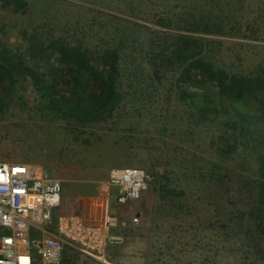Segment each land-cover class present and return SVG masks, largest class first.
<instances>
[{
  "label": "rangeland",
  "instance_id": "obj_1",
  "mask_svg": "<svg viewBox=\"0 0 264 264\" xmlns=\"http://www.w3.org/2000/svg\"><path fill=\"white\" fill-rule=\"evenodd\" d=\"M183 1L26 0L24 15L0 21L11 29L10 42L20 51V29H47L76 19L89 21V42L100 46L115 41L117 19H135L156 29L144 19L155 23L169 15L178 20ZM236 3L231 24L203 36L219 43L225 63L251 69L264 56V0ZM118 7L126 12L120 14ZM130 7L138 18L128 15ZM148 69L121 64L115 84L121 98L114 113L119 122L104 123L44 109L45 100L32 81L16 77L13 93L0 97V163L45 168L61 181L65 196L94 193L110 169L145 170L150 176L146 188L113 210L123 241L106 249L110 264H264V242L256 246L252 240L257 237L247 206L250 191L259 187L256 167L247 148H233L236 119L222 112L218 117L196 113L188 100L174 94L170 73L152 79ZM61 264L102 263L69 252Z\"/></svg>",
  "mask_w": 264,
  "mask_h": 264
},
{
  "label": "trees",
  "instance_id": "obj_2",
  "mask_svg": "<svg viewBox=\"0 0 264 264\" xmlns=\"http://www.w3.org/2000/svg\"><path fill=\"white\" fill-rule=\"evenodd\" d=\"M194 1H183L178 20L169 15L155 23L144 19L156 29L119 18L114 22L115 41L100 46L89 42V21L76 19L47 29H20V51L10 42L11 29L0 21V97L13 93L16 77H27L45 100L44 109L104 123L116 119L114 113L120 109L115 84L124 61L149 67L152 79L170 73L174 94L188 100L193 111L206 117L222 112L236 119L239 131L233 148H247L256 167L259 187L250 191L252 202L247 206L257 237L252 240L258 246L264 242V56L251 69L225 63L217 51L219 43L203 35L223 32V23H230L237 10L236 0H221V5L219 0ZM26 8V0H0V17L24 15ZM130 10L128 15L138 18V11ZM234 149L228 146L231 154Z\"/></svg>",
  "mask_w": 264,
  "mask_h": 264
},
{
  "label": "built area",
  "instance_id": "obj_3",
  "mask_svg": "<svg viewBox=\"0 0 264 264\" xmlns=\"http://www.w3.org/2000/svg\"><path fill=\"white\" fill-rule=\"evenodd\" d=\"M149 181L141 168L110 169L94 193L68 198L45 168L0 163V264H61L69 252L110 264L106 249L123 241L113 210Z\"/></svg>",
  "mask_w": 264,
  "mask_h": 264
},
{
  "label": "crops",
  "instance_id": "obj_4",
  "mask_svg": "<svg viewBox=\"0 0 264 264\" xmlns=\"http://www.w3.org/2000/svg\"><path fill=\"white\" fill-rule=\"evenodd\" d=\"M90 194H92V193H90ZM85 195H89V193H80V194H76V196H85ZM63 196L64 197H68V198H74V197H76L75 195H64L63 194Z\"/></svg>",
  "mask_w": 264,
  "mask_h": 264
}]
</instances>
